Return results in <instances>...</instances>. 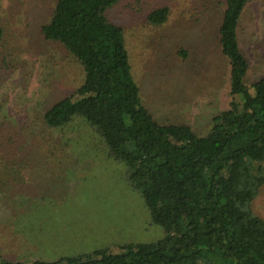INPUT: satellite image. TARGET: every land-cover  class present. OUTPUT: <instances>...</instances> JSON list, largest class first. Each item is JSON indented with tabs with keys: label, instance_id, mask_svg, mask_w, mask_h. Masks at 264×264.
<instances>
[{
	"label": "rangeland",
	"instance_id": "374dc122",
	"mask_svg": "<svg viewBox=\"0 0 264 264\" xmlns=\"http://www.w3.org/2000/svg\"><path fill=\"white\" fill-rule=\"evenodd\" d=\"M52 6L53 0H0V125L21 129L36 157L20 172L36 181L25 193L7 185L0 167V257L24 264L164 235L131 187L125 164L108 154L91 126L81 118L65 129L42 124L44 108L82 77L63 49L40 34ZM161 6L169 9L166 20L150 22L148 14ZM223 10V0H119L109 9V18L123 28L140 103L156 122L186 125L203 136L212 118L229 107V61L218 35ZM237 35L250 84L264 77V0L246 4ZM35 136L52 151L38 150ZM252 209L264 218V186ZM20 220L26 224L21 229Z\"/></svg>",
	"mask_w": 264,
	"mask_h": 264
},
{
	"label": "trees",
	"instance_id": "16d2710c",
	"mask_svg": "<svg viewBox=\"0 0 264 264\" xmlns=\"http://www.w3.org/2000/svg\"><path fill=\"white\" fill-rule=\"evenodd\" d=\"M118 1L53 0L40 34L63 49L82 77L70 93L44 108L41 121L65 129L81 118L91 126L108 154L125 164L131 187L164 235L30 264H264V218L252 209L264 186V77L247 84V59L237 35L250 0H223L218 35L229 61L230 102L203 136L186 125L158 123L141 105L123 28L108 16ZM168 13L161 6L148 19L159 24ZM20 130L0 125V161L8 162L0 167L7 171V185L15 183L25 193L36 181L20 172L36 157L28 151L32 140L24 145ZM42 137L35 136L36 148L51 152ZM0 264L24 263L0 257Z\"/></svg>",
	"mask_w": 264,
	"mask_h": 264
},
{
	"label": "crops",
	"instance_id": "0c3cea01",
	"mask_svg": "<svg viewBox=\"0 0 264 264\" xmlns=\"http://www.w3.org/2000/svg\"><path fill=\"white\" fill-rule=\"evenodd\" d=\"M27 180H29V178H27ZM19 224V228L21 229V228H23L24 227V222L22 221V220H20L19 222H18ZM26 225V224H25ZM26 228V227H25ZM27 229V228H26ZM28 230V229H27ZM29 232H31V234L33 233V230H28ZM18 232V231H17ZM23 235L24 236H27V239H29L30 238V234L28 233V234H26V233H23ZM32 236H33V234H32Z\"/></svg>",
	"mask_w": 264,
	"mask_h": 264
}]
</instances>
